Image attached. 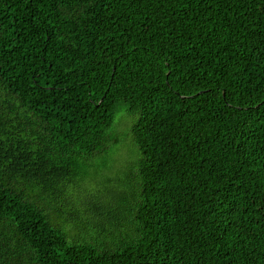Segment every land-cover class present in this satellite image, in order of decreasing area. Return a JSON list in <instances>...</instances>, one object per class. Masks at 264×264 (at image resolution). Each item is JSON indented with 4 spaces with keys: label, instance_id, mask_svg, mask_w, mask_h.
I'll return each mask as SVG.
<instances>
[{
    "label": "trees",
    "instance_id": "16d2710c",
    "mask_svg": "<svg viewBox=\"0 0 264 264\" xmlns=\"http://www.w3.org/2000/svg\"><path fill=\"white\" fill-rule=\"evenodd\" d=\"M0 264H264V0H0Z\"/></svg>",
    "mask_w": 264,
    "mask_h": 264
},
{
    "label": "rangeland",
    "instance_id": "374dc122",
    "mask_svg": "<svg viewBox=\"0 0 264 264\" xmlns=\"http://www.w3.org/2000/svg\"><path fill=\"white\" fill-rule=\"evenodd\" d=\"M124 113L125 112L120 111L117 119H120L122 116H124L125 115ZM131 124H132L131 119L123 118L117 127L118 134L120 136H124V140H123V137H121L123 141L122 146H121V152L116 157V164L113 166L112 171H110V175H108L110 178H113L115 180L119 179L118 176L119 177L121 176V174L119 173L120 171H123V167H122L123 164H125L129 160L134 159L135 157V152L131 145V140L129 137H125L124 135L128 131V129L131 127ZM103 163H104L103 158H99L98 160H96L97 166H102Z\"/></svg>",
    "mask_w": 264,
    "mask_h": 264
}]
</instances>
